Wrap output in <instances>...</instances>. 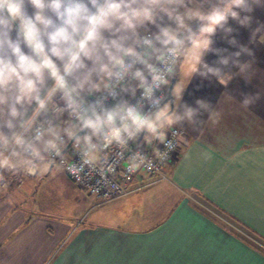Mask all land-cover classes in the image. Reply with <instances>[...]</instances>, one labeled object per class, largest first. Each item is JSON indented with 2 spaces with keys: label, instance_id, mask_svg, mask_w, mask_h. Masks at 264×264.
Here are the masks:
<instances>
[{
  "label": "crops",
  "instance_id": "0c3cea01",
  "mask_svg": "<svg viewBox=\"0 0 264 264\" xmlns=\"http://www.w3.org/2000/svg\"><path fill=\"white\" fill-rule=\"evenodd\" d=\"M207 1L197 0L189 7L208 14L210 2L215 7L217 0ZM25 7L33 15V6ZM233 10L240 17L250 16L251 23L241 26L229 16L225 27L233 32L226 36L217 26L208 34L210 50L202 57L203 62L231 75L227 85L214 76L192 73L190 62L178 65L168 80L167 88L173 79L171 111H182L184 105L198 108V100L208 105L193 122L171 126L183 133L162 170L166 179L92 207L93 197L66 173L77 190L57 175L49 176L56 161L40 165L34 176H25L23 169L3 170L0 264H264V252L228 226L238 222L264 238V0L253 5L250 13ZM210 19L214 24L217 18ZM157 23L175 27L166 16ZM187 23L198 34L205 22ZM138 31L154 34L158 29L149 23ZM16 36L14 27L11 37ZM231 38L253 53L239 57L241 63L251 65L243 74L231 62L219 65L212 50L226 49L225 56L238 51L228 43ZM22 48L29 52L23 44ZM52 80L46 73V87ZM176 86L182 88L179 100ZM97 94L86 99L91 101ZM245 97L253 101L248 106L241 103ZM65 122L63 115L55 121L61 126ZM147 139L140 146L154 153L161 141ZM147 179L139 174L133 184Z\"/></svg>",
  "mask_w": 264,
  "mask_h": 264
},
{
  "label": "clouds",
  "instance_id": "9594fccd",
  "mask_svg": "<svg viewBox=\"0 0 264 264\" xmlns=\"http://www.w3.org/2000/svg\"><path fill=\"white\" fill-rule=\"evenodd\" d=\"M196 2L0 0V170L25 169L35 174L40 165L63 159L69 142L80 153L82 161L79 166L73 163L70 167L74 174L84 166L92 169L96 164L111 169L112 164H108L107 156L102 158L101 153L113 144L121 149L117 155L122 158L129 141H134L141 132L147 133V142L149 136L151 140L164 142L165 129L184 121L193 122L200 109L208 104L198 100V108L184 105L182 111H171L169 104L161 107L165 96L155 93L169 82L177 66L181 68L186 62L194 65L192 73L199 71L201 76H214L227 85L231 75L202 60L210 50L208 34L219 26L230 36L233 29L225 27L229 16L241 26H248L251 17H240L233 9L250 13L253 5L262 0H217V6L208 14L189 7ZM26 4L35 9L33 15L27 13ZM165 16L175 27L157 23ZM210 17L217 18L214 24ZM193 19L205 22L198 34L187 23ZM149 23L158 31L141 35L138 29L146 28ZM14 27L16 39L11 37ZM209 27L211 31H205ZM259 31V28L255 30ZM261 41L264 42V36ZM228 43L239 50L225 56L222 53L226 49H212L219 57L217 63L226 67L231 62L241 74L247 72L251 65L241 63L239 57L245 53L251 56L252 51L238 45L235 38ZM22 44L29 52L23 50ZM53 58L59 60L61 66ZM153 60L162 67H157ZM46 73L54 80L52 87H46ZM133 81L142 89L135 105L121 99L113 107H106L109 97L116 100L121 93L135 96ZM181 91L182 88L176 86L177 100ZM100 92L104 94L95 101L86 100L87 96ZM57 93L61 94L63 107L53 101ZM145 101L152 109L148 113L142 111ZM252 102L250 97H245L241 103L248 106ZM33 103L36 107L29 116L28 108ZM64 113L69 116L66 126L55 123ZM41 116L45 118L38 122ZM81 132L85 134L80 135ZM166 147L173 146L169 142ZM131 159L142 163L147 157L137 152ZM4 178L0 171V181Z\"/></svg>",
  "mask_w": 264,
  "mask_h": 264
},
{
  "label": "built area",
  "instance_id": "2783aa9c",
  "mask_svg": "<svg viewBox=\"0 0 264 264\" xmlns=\"http://www.w3.org/2000/svg\"><path fill=\"white\" fill-rule=\"evenodd\" d=\"M140 34L152 35L150 31H143ZM154 64L157 67H162V65L157 61H155ZM139 66L140 65H137V67ZM150 79L151 78L149 77V80ZM53 85L54 80H52L47 87H52ZM103 94L104 93L100 92L91 101H88L87 99L86 100L88 102H93L98 96ZM162 94L166 98L167 84L162 85L161 89L155 93L156 96H160ZM141 95L142 89L136 87L135 96L131 95L130 97H127L126 101L129 104L135 105L140 99ZM120 97L121 95L116 100H113L111 97H109L105 102L106 107L114 106L120 100ZM53 101L57 106H64V101L61 99L60 93H57V95L53 98ZM35 107L36 105H34L33 109L28 114L29 116L32 114V111L35 109ZM142 111L144 113L152 111L151 106L146 101L143 104ZM49 115H51V113H49ZM63 116L66 118V121H69V116L67 113H64ZM44 118V116L39 117L38 122ZM173 133H175V135H173ZM182 133L183 130L179 127L173 126L169 128L166 132V138L164 142L160 143L159 147L154 153L149 149L140 146V142L143 138L142 135L141 139L138 141L140 134L134 141H129L127 149L123 152L122 158L117 155L121 152V149L117 145L113 144L110 148L105 149L104 152L101 153L102 158L105 155L107 156L108 164H112L111 169H109L107 165L96 164L92 169H90L88 166H84L83 170L78 173L74 174L71 172L69 169L73 163L79 166L82 162L81 155L73 147L72 142L67 144L65 149L66 156L63 159L57 158L55 161L74 184L93 197L94 200L92 207H96L111 200L125 196L135 190H139L153 182L166 179V176L162 170L170 157L177 150L179 138ZM84 134L85 133L83 132L82 135ZM169 142L173 146L171 149L166 147V143ZM137 152L146 156L147 159L142 163L139 160H132L131 156ZM162 152L166 154L162 155ZM130 168L132 169L131 171L129 170ZM23 171L25 176H34V174H29L25 169ZM101 172L103 175L100 174ZM139 174H143L144 176L148 177V179L134 185L133 182L137 176H139Z\"/></svg>",
  "mask_w": 264,
  "mask_h": 264
},
{
  "label": "rangeland",
  "instance_id": "374dc122",
  "mask_svg": "<svg viewBox=\"0 0 264 264\" xmlns=\"http://www.w3.org/2000/svg\"><path fill=\"white\" fill-rule=\"evenodd\" d=\"M208 1H212V0H208ZM207 1V2H208ZM216 1V0H215ZM207 4H209V3H207ZM209 7L211 8L210 9V11L212 10V8H213V5H212V2H210V4H209ZM145 139V138H144ZM144 139L142 140V143L143 142H145L144 141ZM39 169V168H38ZM3 170H5V169H2V170H0V171H2L3 172ZM24 170V169H23ZM41 172V171H40ZM23 174H24V171H23ZM35 175V174H34ZM54 175H57V177H59V178H61L62 179V182L63 183H65L66 185H68V184H70L71 185V187L74 189V190H77L76 188H75V186H74V184H72L71 182H70V180L68 179V177L65 175V172L63 171V169L60 167V166H58L57 165V163L55 162V165L53 166V168H52V170H51V172H50V174H49V176H51V177H53L54 178ZM5 177V176H4ZM5 179V178H4ZM4 182V181H3ZM0 183H2V181H0ZM217 215H220V214H217ZM221 216V215H220ZM233 218V217H232ZM234 219V218H233ZM234 225V224H233ZM233 225H228L230 228H232L237 234L239 233V234H241V235H243L244 237H246L251 243H253V244H255V245H257V246H259L261 249H263L264 250V238L263 237H261V239L260 238H258V237H256V236H254L253 234H254V232L250 229V228H248L247 226H244V225H242V226H240V225H235V226H233ZM244 226V227H243ZM259 236V235H258Z\"/></svg>",
  "mask_w": 264,
  "mask_h": 264
},
{
  "label": "trees",
  "instance_id": "16d2710c",
  "mask_svg": "<svg viewBox=\"0 0 264 264\" xmlns=\"http://www.w3.org/2000/svg\"><path fill=\"white\" fill-rule=\"evenodd\" d=\"M151 62L154 63L155 60H153V61H151ZM139 67H142V66H139ZM137 84H138V82L133 81V82H132V87H137ZM128 94H129V93H121V99L125 100L126 97L128 96ZM230 219L234 221V219H233L232 217H230ZM236 224H237V225H240V224H238V222H237ZM240 226H242V225H240ZM227 227H228V226H227ZM243 227H244V226H243ZM229 228H230V227H229ZM230 229H231L233 232H235L232 228H230ZM239 235H240V237H241L243 240H245L248 244H250L251 246H253V247H255V248H257V249H259V250H261V251L264 252L263 249H261L259 246L255 245V244L251 243L246 237H244V236L241 235V234H239ZM253 235L261 239V237L258 236L257 234L254 233Z\"/></svg>",
  "mask_w": 264,
  "mask_h": 264
},
{
  "label": "water",
  "instance_id": "95a60500",
  "mask_svg": "<svg viewBox=\"0 0 264 264\" xmlns=\"http://www.w3.org/2000/svg\"><path fill=\"white\" fill-rule=\"evenodd\" d=\"M172 86H173V79H171V81H170V84H169V86L167 88V95H166V98H165V100L163 102V103H168L171 108L173 106V97H172V93H171ZM81 133H79V134H81ZM142 135H143V133H141L140 136L138 137V141L141 139Z\"/></svg>",
  "mask_w": 264,
  "mask_h": 264
}]
</instances>
